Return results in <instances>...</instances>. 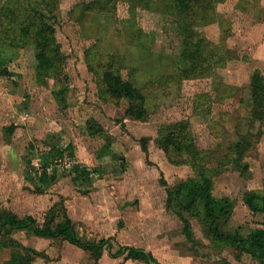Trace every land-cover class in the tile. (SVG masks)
I'll return each instance as SVG.
<instances>
[{
	"label": "rangeland",
	"instance_id": "374dc122",
	"mask_svg": "<svg viewBox=\"0 0 264 264\" xmlns=\"http://www.w3.org/2000/svg\"><path fill=\"white\" fill-rule=\"evenodd\" d=\"M170 4L56 0L49 23L65 56L60 81L36 77L31 44L1 46L0 17V210L31 215L41 224L50 207L62 200L82 239L108 238L114 250L120 245L141 247L160 264H260L248 253L237 257L223 242L205 235L198 218L176 201L169 204L166 187L193 172L175 164L158 139L161 126L188 117L197 145L213 158L207 167L214 196H227L233 203L227 228L246 234L264 226V215L253 214L244 203L246 193L264 194V119L252 126L248 89L253 70L264 75V0H214L201 8L208 22L195 28L207 39L204 52L217 55L218 63L211 62L208 74L189 82L178 79L181 47ZM110 62L143 94L145 120L128 117L126 100L105 92L101 76ZM59 90L62 101L56 95ZM10 125L13 133L7 136ZM249 130L259 140L246 155L247 171L241 174L229 163L220 166L221 146L235 132ZM68 144L74 164L92 173L90 181H73L66 152L45 172L55 171L54 183L37 192L40 185L33 170L43 173L45 167L34 158L30 170L29 153ZM182 217L190 223V238L183 233ZM11 244L40 252L33 264H147L107 251L95 262L66 241L26 230L0 231V264H17Z\"/></svg>",
	"mask_w": 264,
	"mask_h": 264
},
{
	"label": "trees",
	"instance_id": "16d2710c",
	"mask_svg": "<svg viewBox=\"0 0 264 264\" xmlns=\"http://www.w3.org/2000/svg\"><path fill=\"white\" fill-rule=\"evenodd\" d=\"M56 0H27L28 5H23L18 0H6L0 5V17L4 18L2 24L3 35L1 46L19 48L27 44L34 47L36 77L42 80L47 76L60 81L63 78L62 66L65 56L54 36V28L49 23L50 14L55 8ZM138 3L148 4L149 0H133ZM214 0H171L170 12L174 17V24L180 41V54L178 57V79L189 80L205 76L211 71V62L217 55L204 52L208 44L204 33H200L195 26L207 24L201 8L210 7ZM219 1V0H215ZM207 3L206 6L203 4ZM112 62V61H111ZM108 63L102 73L101 79L105 92L116 100L125 99L127 107L125 114L136 120L146 119L145 98L141 91L129 80H124L114 71L112 63ZM3 74L7 71L4 69ZM187 83L186 81H184ZM190 84V83H187ZM186 84V86H187ZM194 84V83H193ZM250 101L252 103L251 124L264 119V75L259 69L253 70L248 84ZM59 100L63 91L56 93ZM90 129L92 127H89ZM14 125L5 128L7 136L12 135ZM259 140V136L250 130L242 133L235 132L234 138L221 146L224 152L223 159L218 161L220 166L232 164L241 174L248 169L245 158L249 150ZM159 147L168 155L175 164H185L193 172V176L180 180L172 187H166L168 202L176 201L179 207L198 218L203 232L212 240L223 242L231 248L232 253L239 257L248 253L260 264H264V226L250 229L242 233L238 228L228 229V223L233 211V203L229 197L220 200L213 194V180L207 167V161L212 160L211 153L200 148L194 138L191 123L188 117L164 124L159 128ZM142 148L146 150L147 142L142 140ZM66 152L70 159H74V152L70 144L66 146H51L48 150L38 155L30 152L27 166L33 169L32 159L39 158L42 167H47L55 159L62 158ZM217 161V160H216ZM73 181H90V170L79 163L73 164ZM43 173L35 178L40 187L37 192H42L47 185L54 183L56 173ZM84 192V191H83ZM244 203L253 214L264 215V194L249 192L244 195ZM183 218V233L190 238V223ZM17 230H26L31 235L41 238L66 241L86 252L96 262L104 251L112 257L124 256L126 258L142 261L147 264H160L151 252L141 247L118 246L114 250L110 239L85 240L82 239L67 214L61 201L54 203L44 216L40 224L33 216L19 217L13 212L0 210V231L11 234ZM9 247L17 252V264H33L41 253L27 246L11 244Z\"/></svg>",
	"mask_w": 264,
	"mask_h": 264
},
{
	"label": "built area",
	"instance_id": "2783aa9c",
	"mask_svg": "<svg viewBox=\"0 0 264 264\" xmlns=\"http://www.w3.org/2000/svg\"><path fill=\"white\" fill-rule=\"evenodd\" d=\"M35 160H39L40 161V159L37 157ZM55 160H57V161H60L61 159H55ZM54 160V161H55ZM41 162V161H40ZM74 160L73 159H69V167H70V165H72V164H74ZM53 163V162H52ZM52 163L51 164H49V166H47V167H45V171H50L51 170V165H52ZM41 164V163H40ZM41 166H42V164H41ZM40 166V167H41ZM42 171H44V169L42 170ZM34 173L35 174H38V175H41L42 173H40V172H37V169H34ZM90 174H92V173H90Z\"/></svg>",
	"mask_w": 264,
	"mask_h": 264
},
{
	"label": "crops",
	"instance_id": "0c3cea01",
	"mask_svg": "<svg viewBox=\"0 0 264 264\" xmlns=\"http://www.w3.org/2000/svg\"><path fill=\"white\" fill-rule=\"evenodd\" d=\"M33 160V159H32ZM32 163H33V161H32ZM33 172H34V170H33Z\"/></svg>",
	"mask_w": 264,
	"mask_h": 264
}]
</instances>
